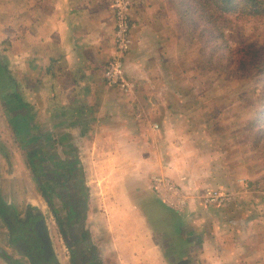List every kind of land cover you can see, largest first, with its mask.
Here are the masks:
<instances>
[{
    "label": "crops",
    "instance_id": "crops-1",
    "mask_svg": "<svg viewBox=\"0 0 264 264\" xmlns=\"http://www.w3.org/2000/svg\"><path fill=\"white\" fill-rule=\"evenodd\" d=\"M131 16L125 94L103 79L114 53L110 0H0V264L22 257L2 217L38 202L27 158L38 142L72 162L85 189L72 230L85 264H264V171L249 169L247 145L204 102L209 91L189 86L168 0H132ZM88 147L113 183L93 217ZM155 177L187 194L183 210L156 196ZM207 189L232 199L204 206L197 196Z\"/></svg>",
    "mask_w": 264,
    "mask_h": 264
},
{
    "label": "rangeland",
    "instance_id": "rangeland-1",
    "mask_svg": "<svg viewBox=\"0 0 264 264\" xmlns=\"http://www.w3.org/2000/svg\"><path fill=\"white\" fill-rule=\"evenodd\" d=\"M168 5L171 6L169 2ZM171 7L174 9L173 6ZM229 17L232 19V26L225 32V40L229 49L236 51L238 47L247 43L264 45V17L245 18L234 15ZM180 22V18L177 16V23ZM184 40L186 51L181 70L185 75H193L190 85L189 80L185 81V88L190 86L196 89L199 94L209 91L210 98L204 97V102L208 100V104L216 106V119L219 120V115L223 116L224 120L231 124L229 126L231 133L242 138V148L247 145L249 169L264 171V143L259 140L258 130L259 127H264V83L254 74L246 77L227 74L226 70L219 69L215 60L208 62L206 58L200 56V44L197 39L188 40L184 37ZM234 57V52L227 51L225 54V59L232 60ZM236 143L238 145V140ZM87 150L89 155L88 172L86 180L84 178L83 181L89 185L88 190L92 193V198L99 202L98 208L94 207L91 210L93 217L96 212H102L101 206L103 202L106 204L108 187H111L113 183L110 181V170H108L109 175L106 176H102L100 172L97 174L96 153L89 147ZM107 159L104 164L102 162L103 165L110 161ZM26 175L28 176V174ZM105 219L104 217L102 224ZM101 234L103 235L101 238L107 242L106 230ZM94 264L96 263L94 262Z\"/></svg>",
    "mask_w": 264,
    "mask_h": 264
},
{
    "label": "flooded vegetation",
    "instance_id": "flooded-vegetation-1",
    "mask_svg": "<svg viewBox=\"0 0 264 264\" xmlns=\"http://www.w3.org/2000/svg\"><path fill=\"white\" fill-rule=\"evenodd\" d=\"M47 150L44 142H38L27 154L37 204L25 205L18 216H11L9 211L7 215L4 211L7 216L2 217L6 221L3 228L22 253L20 259L6 257L9 264L86 263L87 258L80 252L73 235L82 222L85 189L72 162L65 164L56 160ZM54 240L59 244L58 253Z\"/></svg>",
    "mask_w": 264,
    "mask_h": 264
},
{
    "label": "trees",
    "instance_id": "trees-1",
    "mask_svg": "<svg viewBox=\"0 0 264 264\" xmlns=\"http://www.w3.org/2000/svg\"><path fill=\"white\" fill-rule=\"evenodd\" d=\"M180 18L179 28L188 40L197 39L199 54L206 60H215L227 74L246 77L252 74L264 83V45L247 43L229 49L226 30L231 29L235 17H264V0H168ZM229 47V48H228ZM234 52V59H225L226 52ZM5 68L0 64V73ZM259 140L264 143V127H259Z\"/></svg>",
    "mask_w": 264,
    "mask_h": 264
},
{
    "label": "built area",
    "instance_id": "built-area-1",
    "mask_svg": "<svg viewBox=\"0 0 264 264\" xmlns=\"http://www.w3.org/2000/svg\"><path fill=\"white\" fill-rule=\"evenodd\" d=\"M114 17V53L103 70V79L107 86L130 94L133 85L125 77L124 58L131 48L132 0H110ZM152 189L156 196L174 211L183 210L188 204V196L170 180L162 177L152 179ZM197 199L204 206L220 207L228 204L231 194L216 190H204Z\"/></svg>",
    "mask_w": 264,
    "mask_h": 264
}]
</instances>
